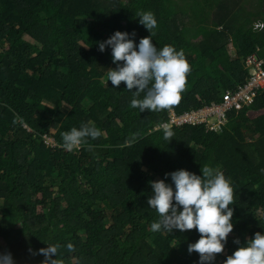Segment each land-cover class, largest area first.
<instances>
[{
	"label": "trees",
	"instance_id": "trees-1",
	"mask_svg": "<svg viewBox=\"0 0 264 264\" xmlns=\"http://www.w3.org/2000/svg\"><path fill=\"white\" fill-rule=\"evenodd\" d=\"M251 1L0 0V239L16 264H40L47 243L59 245L63 264H199L188 246L200 233L153 232L159 214L148 199L150 181L171 183L165 174L182 168L202 175L203 165L223 171L234 189V228L213 264L237 250V238L264 233L263 91L230 110L221 131L173 124L165 139L155 129L172 108L221 102L247 82V57L264 59V27L255 28L264 0ZM141 11L158 21L153 43L182 49L190 72L179 104L140 113L125 82H106L116 64L99 42L117 30L137 44L150 36ZM88 121L101 135L65 150L62 133Z\"/></svg>",
	"mask_w": 264,
	"mask_h": 264
},
{
	"label": "clouds",
	"instance_id": "clouds-1",
	"mask_svg": "<svg viewBox=\"0 0 264 264\" xmlns=\"http://www.w3.org/2000/svg\"><path fill=\"white\" fill-rule=\"evenodd\" d=\"M136 16L150 31V36L140 38L137 44L131 38L133 34L117 30L107 40L99 42L101 51L111 47L112 59L116 64L115 68H108L106 82L111 81L113 86L125 82L134 96L131 107L139 108L140 113L169 109L181 101L190 64L182 49L177 50L173 45L158 48L153 43V30L158 25L153 12L141 11ZM141 93L143 96L139 98ZM163 132L165 139L174 135L169 124H164ZM100 135L101 130L94 122H84L62 133V147L68 151L77 150L86 143L87 138L96 139ZM201 171L202 175H198L182 168L165 174L171 176V183L164 179L150 181L152 195L148 205L159 214L150 228L153 232L164 230L171 233L175 229L184 231L195 228L200 237L189 244L188 251L199 253V264H213L216 255L224 251L229 233L234 228L233 208L230 207L234 189L218 168L203 165ZM235 243L240 246L227 257L224 264H264V233L256 232L245 243L237 238ZM47 245L38 250V254L45 257L40 264H63L59 245ZM67 248L71 250L73 245L68 243ZM0 264H16V261L10 252L0 253Z\"/></svg>",
	"mask_w": 264,
	"mask_h": 264
},
{
	"label": "built area",
	"instance_id": "built-area-1",
	"mask_svg": "<svg viewBox=\"0 0 264 264\" xmlns=\"http://www.w3.org/2000/svg\"><path fill=\"white\" fill-rule=\"evenodd\" d=\"M263 27V22L255 24L257 29ZM245 63L250 74L247 82L236 90L227 91L221 102H213L201 108L181 113L172 108L168 118L157 124L155 129L163 128L164 124L178 126L205 124L208 130L221 131L227 122V113L230 110H240L245 105L253 104L257 94L260 91L264 92V59L254 53L247 57ZM45 141L48 145L56 146V141L51 136L45 135Z\"/></svg>",
	"mask_w": 264,
	"mask_h": 264
},
{
	"label": "rangeland",
	"instance_id": "rangeland-1",
	"mask_svg": "<svg viewBox=\"0 0 264 264\" xmlns=\"http://www.w3.org/2000/svg\"><path fill=\"white\" fill-rule=\"evenodd\" d=\"M255 1V4H258L259 3V0H252L251 1V3H253ZM258 2V3H257ZM253 7V6H252ZM254 8V7H253ZM70 27H71V25H70ZM74 28L75 27H71L70 29L71 30H74ZM26 37V39L27 40H29V41H31V42H33V43H37L36 42V40H34L31 36H29V35H26L25 36ZM229 50H230V52H231V54H232V56L233 57H237V56H240V53H238L237 51H236V46L235 45H231V46H229ZM102 110L103 109H99L98 108V110L96 109V108H94L93 110H92V112L94 113V112H99V114L100 113H102ZM92 113V114H93ZM255 114H257V112L255 113ZM93 116H94V118H95V115L93 114ZM56 128H52V132H56ZM52 138H54V136H51ZM55 139V138H54ZM53 140V139H52ZM9 252V245H8V243L6 242V241H4L3 239H0V253H8Z\"/></svg>",
	"mask_w": 264,
	"mask_h": 264
},
{
	"label": "crops",
	"instance_id": "crops-1",
	"mask_svg": "<svg viewBox=\"0 0 264 264\" xmlns=\"http://www.w3.org/2000/svg\"><path fill=\"white\" fill-rule=\"evenodd\" d=\"M256 112H254L253 114H255ZM258 113V112H257ZM256 115V114H255Z\"/></svg>",
	"mask_w": 264,
	"mask_h": 264
}]
</instances>
